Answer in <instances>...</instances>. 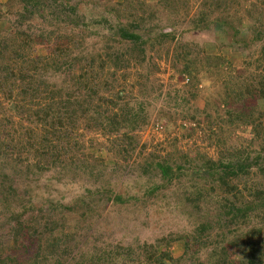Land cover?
<instances>
[{"label":"rangeland","instance_id":"rangeland-1","mask_svg":"<svg viewBox=\"0 0 264 264\" xmlns=\"http://www.w3.org/2000/svg\"><path fill=\"white\" fill-rule=\"evenodd\" d=\"M118 1L122 4L130 2L68 0L71 5H78L79 15L87 23L86 27L81 26L80 32H76L70 27L55 31L53 27L41 26L38 19L17 24L10 14L12 7L13 11L18 9L16 3L0 0L10 14L3 11L5 17L0 20V36L22 30L37 37L39 33L53 30V39L34 40L32 49H29L32 59L36 57L46 62V56L56 46V36H62L63 30L72 35L73 41L68 46L72 54L70 58L79 56L77 67L69 74L52 69L40 71L35 77L40 91L52 85L62 99H67L68 95L79 96L80 99L88 92L86 85L90 83L92 89L99 91L94 97L119 99L117 96H120L124 99V93L129 105H135L139 98L150 104L149 123L129 133L137 139L132 153L118 154L119 143L112 142V136L98 130L87 132L79 128L73 136L77 143L71 140L65 151L61 150L63 161L60 162H67L61 167L60 163L48 160L46 164L44 158L32 156L38 148L45 147L41 137L45 127L29 118L27 113L23 116L13 114L11 105L16 104L19 98L9 100L0 96L1 150H8L10 157L22 162L20 172L16 170V178L21 179L16 186L21 189L19 198L22 196L23 206H5L0 202V257L11 261L10 264H29L37 253L47 249L48 241L56 238H60L64 246L50 258L49 264H92L90 258L103 254L104 250L114 251L118 246L137 249L144 243H154L159 237L182 235L188 224L172 213L173 199L181 192L182 185L173 180L170 186L162 188V194L171 195L168 206H164L166 201L162 198L158 199L159 202L154 195L147 193L150 184L146 177L159 178L156 162L180 165L184 163V155L199 162L206 158L233 161L236 157L231 153L240 147L246 148L245 153H251V161L264 140V125L254 128L239 122V126L232 129L225 123L227 117L223 101L224 83L231 77L244 82L255 73H262L263 68L257 67V63L264 59V0H183V7L176 13L163 9L159 0H143L147 11H151L144 17L150 14L148 24L156 25L150 35L162 32L170 33L172 37L161 40V45L156 42L146 44L141 64H130L126 69L114 71L109 64L99 68L98 62L100 58L106 59L108 50L116 49L122 42L109 41L114 31H108L106 23L102 22L104 17L112 23L114 16L108 14V7L115 6L114 2ZM122 4L118 6L117 3L116 9L125 15L128 7L124 10ZM128 21V18L122 20L123 23ZM185 51L187 55L182 57ZM90 57H94V62L90 63ZM184 60H194L195 63L188 73L179 74L176 67H181ZM22 73L27 75L23 77L26 79L31 71L25 67ZM94 74L100 79H91ZM188 74L199 79L196 87H189ZM76 75L79 76L73 79ZM200 77L206 82L202 83ZM105 81L108 85L104 84ZM20 83L18 80L16 85ZM142 91L144 97L140 96ZM13 92L18 94V90ZM42 98L32 101L26 110L45 109L49 100ZM259 103L257 108L264 113V106ZM158 110H165L172 116L174 127L165 131V121L158 123L154 120ZM191 116L195 120H191ZM256 122L263 123L264 118ZM129 128L130 124L127 125ZM52 142L59 146L56 140ZM5 161L2 164L4 168L13 166L10 159ZM33 164L44 170L37 171ZM143 169L147 174L143 175ZM187 169L190 176L199 175L196 169ZM254 169L252 165L251 170ZM182 181L186 184L187 178L183 176ZM104 189L109 195L111 193L110 198ZM116 194L124 201H114L112 197ZM263 211L260 208L256 218L247 224L249 228L261 229L260 236H264ZM11 213L17 216L23 227L20 234L16 231L18 225L8 217ZM218 230L221 234L227 233L224 228ZM217 232L214 230L210 236L216 237ZM234 235L226 234L225 246ZM166 250L173 257L180 256L182 240L173 241ZM206 252L201 254L200 262H206ZM229 257L235 263L238 260L237 255L231 252ZM184 264H195V261L187 260Z\"/></svg>","mask_w":264,"mask_h":264},{"label":"trees","instance_id":"trees-1","mask_svg":"<svg viewBox=\"0 0 264 264\" xmlns=\"http://www.w3.org/2000/svg\"><path fill=\"white\" fill-rule=\"evenodd\" d=\"M12 2H15L18 7L16 11H13V7L10 11L17 24L32 23L33 20L38 19L41 26L53 27L55 31L70 27V30L76 32L81 31V26H87L83 17L79 15L78 5H71L68 0H8V3ZM159 2L163 9L175 13L184 5L183 0H159ZM117 3L118 6L122 4L118 1L114 2L115 6H107L108 14L114 16V20H111L112 23L104 17H102V22L106 23L105 27L108 31H114L108 40L122 42L116 49L108 50L106 59H101L97 55V58H100L99 68H105L109 64V67L114 68V71L126 69L130 64L134 66L136 63L137 65L141 64L144 60L146 44L152 45L156 42L157 45H161L163 41L172 37L170 33L162 32L150 35L156 25L148 24L150 23V14L147 18L144 17L151 11H147L143 0H130L128 4H122L124 10L128 7L125 15L119 10L117 11ZM4 10L6 14H9L8 10L0 3V20L5 17ZM126 18L129 21L123 23L122 20ZM63 33L62 36H56V46L51 48V52L46 56V62H41L36 57L32 59L29 49H32L31 45L34 44V40H42L45 37L51 39L52 29L49 33H39L37 37L22 30L12 34L6 32V35L0 36V96L9 100L14 97L19 98L20 100H17L16 104L12 103L11 105L13 114L23 116L27 113L29 118L40 122L45 127V132L41 135L45 147L38 148L35 151L36 154L32 156L44 158L46 164L49 162L48 160H51L52 163H60L59 166L64 167L67 162L64 161L61 164L60 161H63L61 150L65 151L66 145L71 140L74 141L73 136L79 128L87 132L98 130L112 136V142L119 143L118 154L120 152L132 153L136 149L137 139L135 135L129 133L149 123L150 104L147 103L148 101L145 102L139 98L141 101L138 100L135 105H129L128 101H125L124 93H122L124 99H122L123 97L120 99V96H117L119 99H115L113 96L112 98L104 97L107 99L94 97L99 91L92 89L90 83H86L88 92L82 95L80 93L82 96L80 99L79 96L70 95L67 96V99H62L60 92L54 90L52 85L48 88L41 86L40 91V86L35 82V77L40 71L47 72L48 69H52L54 72L62 71L69 74L72 69L77 67L79 56L70 58L72 54L68 46L73 41L72 35H69L65 30ZM185 55H187L186 51L181 56ZM89 59L90 63L94 62V57ZM194 63V60H184L181 67H176L175 71L179 74L188 73ZM19 65L21 66L18 68H12V66ZM259 66L263 68L262 73H255L244 82L240 81L238 77H231V80L224 83L223 101L227 117L224 121L232 129L237 128L239 122L247 126L253 125L254 128L264 125V122H256L258 119L264 118V113L259 112L260 110L257 108L259 102L264 106V59L257 63V67ZM25 67H29L31 71L26 79L23 77L27 75L22 73ZM99 75L101 74L99 73ZM110 75L112 76L114 73ZM77 76L79 75L74 76L73 79H76ZM188 76L190 82L193 80V83H188L189 87L193 85L196 87L197 82H200L199 79L189 74ZM96 78L100 79V76L94 74L91 79ZM200 78L202 83L206 82L203 77ZM18 80L22 82L20 85H16ZM104 84L108 85L106 81ZM14 90H18L17 95L14 94ZM143 94L142 91L140 96L144 97ZM41 97L49 100L45 109L40 107L26 110L29 104ZM154 120L158 123L164 120L165 131L174 127V119L165 110H158ZM191 120H195L193 116H191ZM196 123L199 124V122ZM128 124L131 125L129 129H127ZM217 130L219 131L220 128L217 127ZM210 133L216 135L214 131H210ZM53 139L59 146L53 144ZM49 150L52 151L48 153ZM245 150L244 147L234 149L231 154L236 159L233 161L229 159L216 161L206 158L199 162L184 155V163L180 165L170 166L164 161L156 162L155 169L159 178L157 180L156 176L146 177L150 184L147 193L151 196L154 195L157 201L162 198L166 201L164 206H168L171 195L162 194L160 191L162 188L170 186L173 180H177L176 183L182 187L181 192L176 194L173 199L174 211L172 213L188 224L187 231L182 235L175 234L169 238L159 237L154 240V243H144L137 249L132 246H118L114 251L112 249L104 250L103 254L91 257V263L184 264L187 260H194L195 264H232L233 258L229 257V252H231L238 258L236 263L232 260L234 264H264V236H260L261 229L247 226L259 214L260 208L264 210V140L259 145V149L254 150L256 153L251 161V153H245ZM251 152L254 153L253 149ZM4 158L10 159L13 166L4 168L2 166L6 162ZM20 165H22L21 161L13 159L8 150H1L0 147V202L2 205L23 206L22 196L19 198L21 189L16 186V183L21 180L16 178L18 176L16 170L20 172ZM252 165L255 166L253 171L251 170ZM33 166L39 172L44 170L39 165L33 164ZM187 168L196 169L199 175L190 176ZM23 169L26 171V167ZM182 169L184 170L180 172ZM144 174H147L146 169H143ZM183 176L187 178L186 184L182 181ZM248 181L252 182L248 184ZM103 192L108 198L111 197V193L109 195L107 189H104ZM112 198L114 201H124L122 196L117 194ZM254 212L255 214H253ZM8 217L18 225L19 228L16 231L20 234L23 227L17 216L11 213ZM245 226L248 228L245 229ZM218 228L221 230L224 228L227 235L235 234L234 237H231L228 245L225 246L224 243L226 234H221ZM214 230L219 232L216 237L213 235L212 238L210 234ZM179 239L182 240V254L173 257L166 248L173 241ZM60 240V238L48 242L45 240L47 249L37 253L29 264H49L50 258L55 257L57 250L64 246ZM204 252H206V262H200L201 254ZM9 262L11 261H7L5 257H0V264H10Z\"/></svg>","mask_w":264,"mask_h":264}]
</instances>
